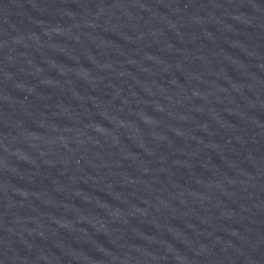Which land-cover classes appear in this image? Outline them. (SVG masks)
<instances>
[{"label":"water","instance_id":"95a60500","mask_svg":"<svg viewBox=\"0 0 264 264\" xmlns=\"http://www.w3.org/2000/svg\"><path fill=\"white\" fill-rule=\"evenodd\" d=\"M244 1L257 2V3L264 4V0H244Z\"/></svg>","mask_w":264,"mask_h":264}]
</instances>
